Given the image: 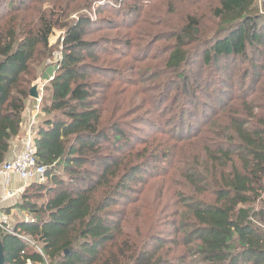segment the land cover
I'll list each match as a JSON object with an SVG mask.
<instances>
[{
	"label": "trees",
	"instance_id": "obj_1",
	"mask_svg": "<svg viewBox=\"0 0 264 264\" xmlns=\"http://www.w3.org/2000/svg\"><path fill=\"white\" fill-rule=\"evenodd\" d=\"M30 1L0 0V167L64 18L52 8L34 22ZM217 1L213 37L198 39L192 19L172 32L164 69L146 71L148 86L136 72L123 79L156 95L167 121L138 113L142 104L134 118L118 115L110 70L85 40L96 22L81 16L60 27L63 58L34 138L48 183H33L16 206L28 221L0 230L5 264H264V1ZM137 133L165 141L139 149ZM197 139L200 148L177 156L178 145ZM170 162L173 204L161 193L146 199L153 170Z\"/></svg>",
	"mask_w": 264,
	"mask_h": 264
},
{
	"label": "rangeland",
	"instance_id": "obj_2",
	"mask_svg": "<svg viewBox=\"0 0 264 264\" xmlns=\"http://www.w3.org/2000/svg\"><path fill=\"white\" fill-rule=\"evenodd\" d=\"M7 1L10 2L11 0ZM257 1L262 6L264 0ZM28 5L36 8L33 13H29L34 14V22H37V18H40V16H46L52 8L55 14H64L61 25L54 27L49 38L50 46L54 48L55 52L46 61L45 68L40 72L37 80L33 82L32 88H37L39 99L31 98L24 111H27L29 116L25 122L23 117L22 126L25 124V128L30 127L29 118L36 115V123L32 128L34 131L38 128L39 118L44 116L42 108L44 99L47 97L46 88L54 80L58 65L63 58L62 44L65 29L60 27L67 22H76L81 16H87L93 22H96V24L88 27L85 40L96 42L99 45L96 53L101 58L99 59L100 66L110 70L106 75V82L112 86L109 95L112 96L111 99L114 100L115 108L119 111L118 115L134 118V115L137 114V108H141L137 105L142 104L143 109L138 113L144 110L154 122L169 120V115L163 112V108L159 111L157 110L159 108L153 105L152 102L156 99V95L151 99V92H148L147 89H133L131 85L125 84L128 81L123 79L128 75L132 76L133 72H136L138 73L135 77L137 79L136 83L140 86H143V84L148 86L150 84L148 81L149 75H146V71L149 69L155 71L164 69L167 60L166 51L175 42L172 38V32H180L188 27L192 19H195L198 23L196 29L199 31V35H196L198 39H209L220 29V19L215 16V10L218 6L217 0H32ZM261 12L264 13V7L261 8ZM2 17H7V15ZM165 36L169 38L168 41H166ZM158 40L159 42H157ZM157 81L159 80H152L151 82L155 83ZM144 94H148V97L142 103ZM215 103L216 100H212L211 107H209L210 113L211 110H217L213 107ZM196 115L202 116L201 113H196ZM192 126V128H189L188 133L186 132L187 136L195 134L196 131L192 132L194 126L199 125L196 122ZM204 132L205 130L202 131L203 135L201 134V137H204ZM138 136L143 138L138 142L137 148L139 149L163 140V138L157 139L155 137L156 133L151 135H139L137 133ZM168 142L174 146V141ZM199 142L200 140L197 139L188 141L185 146L178 145L177 156L185 151H196L197 147L200 148V146H197ZM173 166L174 163L171 164L170 162L167 166H160L158 169L153 170L154 179L149 178L148 184H146V199L151 198L152 201L158 202L159 193H161L165 196V204L167 202L173 204V193L177 188L178 178L174 177L176 175L175 171H172L169 176H165V171H170ZM27 183L29 182L27 181ZM46 183H48L47 179L44 184ZM31 185L32 183L28 184L26 189ZM25 190L19 194L18 200L21 201ZM152 205L150 202L145 203V208L142 209L147 211V207ZM11 211H9V214H11ZM16 211L18 214L13 213L9 217L11 232H14L16 223L22 220L28 221L31 218L27 212L22 213L17 208Z\"/></svg>",
	"mask_w": 264,
	"mask_h": 264
},
{
	"label": "built area",
	"instance_id": "obj_3",
	"mask_svg": "<svg viewBox=\"0 0 264 264\" xmlns=\"http://www.w3.org/2000/svg\"><path fill=\"white\" fill-rule=\"evenodd\" d=\"M29 122L30 127L27 128L26 138L24 140L25 150L15 159L7 161L0 167V177L4 181L6 188L5 197L7 198H11L15 195V193L9 189L11 186L12 175H18L24 181L34 180L40 184H44L46 181V167L38 163L34 147L36 131L32 128L36 123V115L31 116L29 118ZM9 221V216L5 214L1 215L0 230L12 234L13 232L10 231Z\"/></svg>",
	"mask_w": 264,
	"mask_h": 264
},
{
	"label": "crops",
	"instance_id": "obj_4",
	"mask_svg": "<svg viewBox=\"0 0 264 264\" xmlns=\"http://www.w3.org/2000/svg\"><path fill=\"white\" fill-rule=\"evenodd\" d=\"M23 117L25 122L26 119H28L29 117L27 111L23 113ZM43 117L39 118L40 124L44 119ZM39 123L38 126L40 125ZM24 125L21 126V132L19 136L12 142V151L10 153L8 161L15 159L17 156H19V154H21L25 150L24 140L26 138L27 128H25ZM33 181L34 180H28L29 183H27V181L22 180L18 175H12L11 186L9 187V189L13 191L15 195L11 198H7L5 197L6 188L4 185V181L0 177V216L5 214L10 217V215H13V213L18 214V212L16 211V206L19 204L20 201L18 200L19 194L23 193L28 184H33ZM10 210H12L11 214L8 215L6 212Z\"/></svg>",
	"mask_w": 264,
	"mask_h": 264
},
{
	"label": "water",
	"instance_id": "obj_5",
	"mask_svg": "<svg viewBox=\"0 0 264 264\" xmlns=\"http://www.w3.org/2000/svg\"><path fill=\"white\" fill-rule=\"evenodd\" d=\"M30 96L33 99L38 100V93H37V88L33 87L30 92ZM0 264H5V248L0 240Z\"/></svg>",
	"mask_w": 264,
	"mask_h": 264
}]
</instances>
